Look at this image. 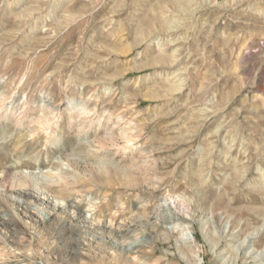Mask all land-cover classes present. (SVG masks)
I'll return each mask as SVG.
<instances>
[{
    "label": "rangeland",
    "instance_id": "obj_1",
    "mask_svg": "<svg viewBox=\"0 0 264 264\" xmlns=\"http://www.w3.org/2000/svg\"><path fill=\"white\" fill-rule=\"evenodd\" d=\"M250 236L264 0H0V264H264Z\"/></svg>",
    "mask_w": 264,
    "mask_h": 264
},
{
    "label": "bare ground",
    "instance_id": "obj_2",
    "mask_svg": "<svg viewBox=\"0 0 264 264\" xmlns=\"http://www.w3.org/2000/svg\"><path fill=\"white\" fill-rule=\"evenodd\" d=\"M258 233V231H257ZM256 236H250L247 238V240L245 242H243V246L247 249H249L253 238H255ZM252 247V246H251ZM245 255L247 256L248 259V263H258L259 260L264 259V249L262 251H257L255 248L253 249H249L248 251H245Z\"/></svg>",
    "mask_w": 264,
    "mask_h": 264
}]
</instances>
